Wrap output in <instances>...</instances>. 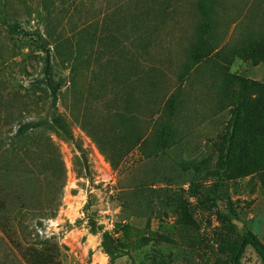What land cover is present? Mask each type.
<instances>
[{
	"label": "rangeland",
	"instance_id": "rangeland-1",
	"mask_svg": "<svg viewBox=\"0 0 264 264\" xmlns=\"http://www.w3.org/2000/svg\"><path fill=\"white\" fill-rule=\"evenodd\" d=\"M160 1L0 0V133L39 124L0 157V264H231L245 232L264 245V0Z\"/></svg>",
	"mask_w": 264,
	"mask_h": 264
},
{
	"label": "trees",
	"instance_id": "trees-1",
	"mask_svg": "<svg viewBox=\"0 0 264 264\" xmlns=\"http://www.w3.org/2000/svg\"><path fill=\"white\" fill-rule=\"evenodd\" d=\"M160 3H161V1L158 0V4H159L158 9H160ZM142 10L143 9H141L140 11H142ZM152 11H154L153 14L155 15L157 9L156 10L152 9ZM141 13H143V11ZM3 25L7 26L8 28H13V29L19 28L18 24H16V23L3 22ZM140 26H142V24H140ZM39 40H40L41 49L44 52L43 75L50 79L49 73H50V71L53 70L51 67V60H50V55H51L52 51H51L48 43H43L44 37L39 36ZM46 44H47V46H46ZM245 83L255 85V83L248 82V81ZM49 89H50L53 105L55 106V104L57 103V96L55 93V89L50 84H49ZM238 110H239V108H238ZM163 115H165L164 111L162 113H160L158 115V117H156L155 123L160 118H162ZM237 117H238V115H237ZM17 122H18V128L16 129V131L14 133H12V131L0 133V157H7V158L15 160L16 158H19L21 155H23V154L25 155V153H27L30 150L28 148V146L26 145L25 141L27 138L30 137L29 133H33V131H36L38 129L39 124L37 122H34V121L23 123L20 119H17ZM54 124L60 130L66 132L65 127L63 126V124L61 123V120L59 118H57V117L54 118ZM165 133L166 132L163 131V134H165ZM145 143H146V139L142 138L139 141L138 146L141 147ZM247 247H251L258 254L259 258L261 259L262 263L264 264V245L251 232H245L241 236L239 243L236 247V250L232 256L231 264H241L240 260H241L242 254L244 253V251ZM106 251L108 253H110L109 249H106Z\"/></svg>",
	"mask_w": 264,
	"mask_h": 264
},
{
	"label": "crops",
	"instance_id": "crops-1",
	"mask_svg": "<svg viewBox=\"0 0 264 264\" xmlns=\"http://www.w3.org/2000/svg\"><path fill=\"white\" fill-rule=\"evenodd\" d=\"M260 66H262V67H263V66H264V64H260ZM260 66H259V67H260Z\"/></svg>",
	"mask_w": 264,
	"mask_h": 264
}]
</instances>
